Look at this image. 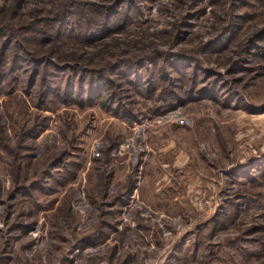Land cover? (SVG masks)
Returning <instances> with one entry per match:
<instances>
[{
    "label": "rangeland",
    "instance_id": "1",
    "mask_svg": "<svg viewBox=\"0 0 264 264\" xmlns=\"http://www.w3.org/2000/svg\"><path fill=\"white\" fill-rule=\"evenodd\" d=\"M263 29L264 0H0V264H264ZM50 62L108 107L42 98Z\"/></svg>",
    "mask_w": 264,
    "mask_h": 264
},
{
    "label": "trees",
    "instance_id": "2",
    "mask_svg": "<svg viewBox=\"0 0 264 264\" xmlns=\"http://www.w3.org/2000/svg\"><path fill=\"white\" fill-rule=\"evenodd\" d=\"M64 16V15H63ZM60 20H62V22L65 20V17H61ZM61 22V23H62ZM110 19L106 18L105 24H109ZM65 28V25H62V27L60 28V30L57 32V34L59 35V37L63 36V30ZM79 28V27H78ZM82 31L83 33L86 34V30L84 29H80L79 32ZM97 31V30H94ZM90 32H88L87 34H89ZM258 39H260V41L262 42V50L261 53L264 56V29L258 34ZM17 57L19 58V54H16ZM3 57V53H0V57ZM182 60H186V58L184 57H178L177 58V65L181 64L179 63ZM153 62V61H152ZM154 64H157L155 61L153 62ZM52 63L50 62V65H47L45 67H55L58 66L57 64L55 65H51ZM127 66L126 68L129 69L131 71L130 76H131V80L133 82V86L136 88V90L139 93H142L144 96L148 97V98H154L155 94L157 91L156 89V84L155 79H153L152 81H149L147 79V81H143L140 79V77H143V73L142 70L146 69L143 68L146 65H140L142 64V61H138V62H132V63H126ZM147 64V63H144ZM38 65L37 63L35 64V68L33 69V73L31 74V78L32 80L37 81L38 79V75H39V70L37 68ZM39 66V65H38ZM178 68H182L180 67V65H178ZM56 71H46L47 74H45L44 76L41 77V82L43 83V88L40 89V96L43 98L45 97L47 94L50 95H54L57 98H62L63 99H67V98H73L74 102L76 103H90V102H94L92 99H98V100H103V106L108 107L107 105H105L106 103L109 102V100L107 99L109 96H107L106 93V89H108L109 91V95H111L110 92V87H109V82L110 80L107 79V77L105 76H100L97 79H91L89 80V77L87 76L88 71H84V72H80L79 73V69L78 67L72 68V67H67L65 69H59V67H55ZM65 72H68L65 75V80L64 82L60 83H56V80L59 76H63V74H65ZM5 73L4 69L0 66V75L1 78L3 77V74ZM95 73V72H94ZM126 74H128V72H126ZM167 77V74H163L162 78ZM60 79V78H59ZM91 81L92 84H90ZM112 82V81H111ZM86 84H88V86H86ZM92 89V90H90ZM163 91L160 90L159 94H161ZM106 94V95H105ZM162 98H164V101H166L164 103L168 108H171L172 106H175L173 104L170 105L171 99L168 97V95L166 93H162L161 94ZM158 98H161L159 95H157ZM116 98V97H115ZM97 100V101H98ZM111 105H109L110 107ZM111 109V107H110ZM118 111V115H122L124 116L123 112H120V110L117 108Z\"/></svg>",
    "mask_w": 264,
    "mask_h": 264
}]
</instances>
